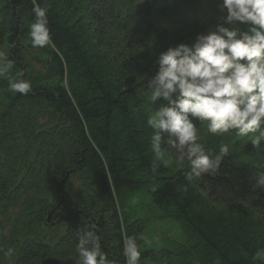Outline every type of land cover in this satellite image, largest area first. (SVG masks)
Segmentation results:
<instances>
[{
	"label": "trees",
	"instance_id": "obj_1",
	"mask_svg": "<svg viewBox=\"0 0 264 264\" xmlns=\"http://www.w3.org/2000/svg\"><path fill=\"white\" fill-rule=\"evenodd\" d=\"M218 2L37 0L54 47L33 49L32 0H0V50L15 62L10 75L24 71L33 86L13 94L0 78V264H80L78 229L102 237L111 264H126L128 236L139 264H262L252 256L264 249V189L255 187L264 143L214 137L198 122L206 147L229 145L217 174L188 181L187 166L151 169L156 57L218 23Z\"/></svg>",
	"mask_w": 264,
	"mask_h": 264
},
{
	"label": "clouds",
	"instance_id": "obj_2",
	"mask_svg": "<svg viewBox=\"0 0 264 264\" xmlns=\"http://www.w3.org/2000/svg\"><path fill=\"white\" fill-rule=\"evenodd\" d=\"M32 3L30 45L33 49L54 47L48 7L37 0ZM216 7L220 22L197 34L191 45L169 46L156 57L155 74L147 81L148 102L157 105L146 121L152 130L153 172L174 163L177 168L187 166L188 181L217 174L230 154L229 145L221 143L218 151L206 147L200 142L198 122L206 123L214 137L223 139L234 131L248 137L255 149L264 143V0H219ZM14 65L8 52L0 50V78L8 80L9 92L27 96L33 92L32 82L24 71L10 75ZM158 187L152 182L149 190L155 192ZM255 187L264 189V171L256 173ZM101 239L93 229L76 231L80 264H111ZM12 251L9 248L5 255ZM122 255L126 264H139L142 253L135 236L125 237ZM252 259L264 264V249H257Z\"/></svg>",
	"mask_w": 264,
	"mask_h": 264
},
{
	"label": "water",
	"instance_id": "obj_3",
	"mask_svg": "<svg viewBox=\"0 0 264 264\" xmlns=\"http://www.w3.org/2000/svg\"><path fill=\"white\" fill-rule=\"evenodd\" d=\"M74 261L71 259L59 260L55 258H47L42 261V264H73Z\"/></svg>",
	"mask_w": 264,
	"mask_h": 264
},
{
	"label": "rangeland",
	"instance_id": "obj_4",
	"mask_svg": "<svg viewBox=\"0 0 264 264\" xmlns=\"http://www.w3.org/2000/svg\"><path fill=\"white\" fill-rule=\"evenodd\" d=\"M202 8V5H197L195 9H191L187 12L188 17L197 16L200 14V9ZM186 12V11H185ZM217 22H220L219 19H217ZM214 26V25H213ZM211 27V26H210Z\"/></svg>",
	"mask_w": 264,
	"mask_h": 264
}]
</instances>
